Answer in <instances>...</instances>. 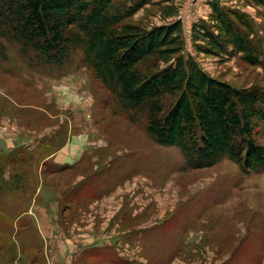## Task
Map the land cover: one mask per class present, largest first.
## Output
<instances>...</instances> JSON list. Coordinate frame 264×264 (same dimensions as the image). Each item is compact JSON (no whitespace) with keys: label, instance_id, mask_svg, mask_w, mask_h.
Here are the masks:
<instances>
[{"label":"rangeland","instance_id":"374dc122","mask_svg":"<svg viewBox=\"0 0 264 264\" xmlns=\"http://www.w3.org/2000/svg\"><path fill=\"white\" fill-rule=\"evenodd\" d=\"M207 1L152 0L126 22L148 28L180 16L184 54L206 74L235 87H264V64L195 51L191 25L208 18ZM215 1L247 13L264 47V7ZM170 3L177 9L171 17L161 9ZM21 55L0 38V164L6 181L12 165L28 176L24 191L0 180V264H148L139 246L129 245L137 233L150 239L156 264H264V173L245 174L226 158L182 169L178 149L151 141L141 120L131 123L80 52L62 76ZM79 139L88 144L76 163L53 161ZM50 141L64 143L43 152L52 154L36 166L37 145ZM22 146L34 153L30 165L27 154L13 156ZM178 226H186L182 236L171 232Z\"/></svg>","mask_w":264,"mask_h":264},{"label":"trees","instance_id":"16d2710c","mask_svg":"<svg viewBox=\"0 0 264 264\" xmlns=\"http://www.w3.org/2000/svg\"><path fill=\"white\" fill-rule=\"evenodd\" d=\"M151 1L0 0V38L28 61L56 67L60 76L68 73L71 58L80 52V62L131 123L141 120L151 141L178 149L182 169L212 167L226 158L245 174L264 173V87H235L206 74L191 55L184 54L179 19L148 28L126 22ZM252 1L264 7V0ZM172 4L161 8L170 17L177 10ZM207 4L208 18L191 25L195 51L237 56L249 66H263L264 47L254 20L215 0ZM63 143L38 144L36 166L41 160L45 165L43 152L54 148L53 153ZM25 154L32 164L34 153L28 147L13 152L21 161ZM27 178L21 165H12L6 181L0 164V180L8 183L9 190L24 191ZM183 227L171 232L182 236ZM146 242L150 246V239L141 241L137 233L129 245L139 246L148 264H156L151 246L150 253L145 250Z\"/></svg>","mask_w":264,"mask_h":264},{"label":"crops","instance_id":"0c3cea01","mask_svg":"<svg viewBox=\"0 0 264 264\" xmlns=\"http://www.w3.org/2000/svg\"><path fill=\"white\" fill-rule=\"evenodd\" d=\"M87 144V141H83L82 139L71 143L68 142L58 150L59 152H56L53 155V161L60 165H72L77 162L79 155L83 153V149L87 146Z\"/></svg>","mask_w":264,"mask_h":264},{"label":"built area","instance_id":"2783aa9c","mask_svg":"<svg viewBox=\"0 0 264 264\" xmlns=\"http://www.w3.org/2000/svg\"><path fill=\"white\" fill-rule=\"evenodd\" d=\"M178 19H180V20H181V22H183L180 16L178 17Z\"/></svg>","mask_w":264,"mask_h":264}]
</instances>
